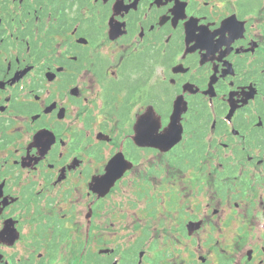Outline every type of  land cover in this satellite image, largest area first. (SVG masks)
I'll use <instances>...</instances> for the list:
<instances>
[{"label":"flooded vegetation","instance_id":"flooded-vegetation-1","mask_svg":"<svg viewBox=\"0 0 264 264\" xmlns=\"http://www.w3.org/2000/svg\"><path fill=\"white\" fill-rule=\"evenodd\" d=\"M263 9L0 0V264H264Z\"/></svg>","mask_w":264,"mask_h":264},{"label":"rangeland","instance_id":"rangeland-1","mask_svg":"<svg viewBox=\"0 0 264 264\" xmlns=\"http://www.w3.org/2000/svg\"><path fill=\"white\" fill-rule=\"evenodd\" d=\"M165 119H166V115L164 116V120ZM161 162L162 163L160 165V170H161L160 179L161 180L168 179V181H167L168 184L166 185V188L164 190L155 189V192L158 194V198H159V202H158V205H157V208H159V210H160L159 216L162 217V218H167L169 216H172V200H171V198L175 199L178 203H180V204L174 206L175 207L173 209L174 211H175V209H177V207L180 209L181 207L185 206L187 201L191 202L192 204L193 203H197L198 204V202H199V200L201 198H189L186 195V192L178 194L176 192L177 189H173V188L170 189V186L173 185V183L176 181L177 177H175L174 180H171L169 182V179L171 178L169 170H170L171 167H168V164H167L166 160H162ZM186 186H188V184L182 183L179 188L186 187ZM181 203H183V204H181ZM198 211L199 210L194 211V208L192 206L188 207L186 217L191 216V215L195 214ZM177 212H178V214H177ZM177 212H175L176 216L184 217V215L180 214L181 211L177 210ZM118 213H123V211L118 212ZM159 216H158L157 219L158 220H162V219H160ZM121 217H123V216H121ZM143 217L145 218V220H144V222H145L146 218H148V215L146 214V212L143 215ZM118 219H120V214H118ZM125 219H127V221L130 223L131 220H129L128 217L125 218ZM168 222L169 221H166L165 223H168ZM171 225H172V222H171ZM105 226L106 225L104 224L102 226V228L104 229ZM98 232H100V231H98ZM101 232H103V231H101ZM166 232H168V233L171 232V234H172V230H170V231L167 230ZM187 243H188L187 241L177 242V247L178 248H185ZM159 244L162 245L163 241L159 240ZM166 244H167L166 248L172 249V236H171L170 240L166 242ZM192 248H194L193 245H192ZM171 261H172V254L169 256V258H167V257L164 258V263L165 264H169Z\"/></svg>","mask_w":264,"mask_h":264},{"label":"water","instance_id":"water-1","mask_svg":"<svg viewBox=\"0 0 264 264\" xmlns=\"http://www.w3.org/2000/svg\"><path fill=\"white\" fill-rule=\"evenodd\" d=\"M172 121V118H171ZM166 132L162 134L160 143H157V145L162 146L164 149H169L172 147V123L166 128Z\"/></svg>","mask_w":264,"mask_h":264}]
</instances>
